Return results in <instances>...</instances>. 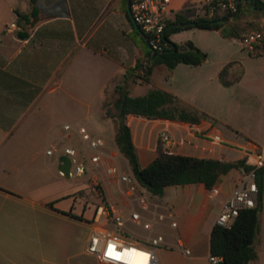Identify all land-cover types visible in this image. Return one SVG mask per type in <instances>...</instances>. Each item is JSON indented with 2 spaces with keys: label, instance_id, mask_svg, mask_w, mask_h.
Wrapping results in <instances>:
<instances>
[{
  "label": "crops",
  "instance_id": "crops-1",
  "mask_svg": "<svg viewBox=\"0 0 264 264\" xmlns=\"http://www.w3.org/2000/svg\"><path fill=\"white\" fill-rule=\"evenodd\" d=\"M169 1L170 21L178 15L190 20L199 17L196 0ZM119 2L75 0V14L72 0H58L51 10H44L39 0L41 21L28 39L18 37L21 27L16 12L20 10L12 7L14 21L4 22L0 29V264H104L88 253L89 240L96 228L104 227L113 234L116 227L99 216L97 209L83 205L90 178L93 183L94 178L87 176L68 185L58 169L63 149L75 144L67 143L71 131L64 130V126L69 124L52 130L41 123L46 119L44 111L41 121L31 116L33 106L47 89L56 91L64 85L69 70L84 66V62H96L104 74H94L99 69L92 67L91 74L76 82V86L86 89L84 93H90L83 100L86 124L71 126H83L92 136L104 140L106 163L109 157L116 159V151L123 157L115 142L113 122L105 118L102 107L110 82L125 75L144 52L133 40L135 26L130 14L127 16L117 6ZM30 9L29 3V10L20 12L29 13ZM12 24L17 28L10 29ZM171 40L183 45L191 37L179 32ZM130 59L132 63L127 65ZM225 66L210 68L208 62L199 67L181 64L174 70L167 68L162 83L154 80L156 68L146 88L141 83L130 87L132 95L145 89L135 97L153 89L170 92L183 105L211 117L191 125L128 116L143 168L157 158L159 139L165 131L175 141L170 149L174 154L226 161L248 158L252 165L257 156H264V68L254 73L245 68L241 82L228 88L219 80ZM236 89H242L240 98L228 99L226 91ZM248 96L258 104L257 116L252 127H235L221 112L228 110L231 114L236 110L242 114ZM218 122L227 132L217 126ZM79 151L87 159L92 156L85 144ZM124 174L134 176L129 163ZM243 178L239 170L232 171L212 191L202 184L169 187L163 197L147 190L144 202L137 200L140 192H131L113 178L119 185L120 203L115 205L109 197L107 200L115 216L125 220L121 234L127 242L149 246L154 238L164 237L157 250L160 264H211V237L217 218ZM132 212L139 213L140 219L132 220ZM173 222H177L176 228ZM180 241L191 252L189 255L182 251Z\"/></svg>",
  "mask_w": 264,
  "mask_h": 264
},
{
  "label": "trees",
  "instance_id": "trees-1",
  "mask_svg": "<svg viewBox=\"0 0 264 264\" xmlns=\"http://www.w3.org/2000/svg\"><path fill=\"white\" fill-rule=\"evenodd\" d=\"M129 0H120L121 3H128ZM73 12L76 14L75 0H72ZM134 0H131V4ZM30 12L22 13L17 11L18 23L21 30L18 37L26 40L30 32L41 21L39 0H29ZM124 12L129 16L127 10ZM243 16L251 17L247 27L240 25L239 21ZM260 18L264 20V3L259 0H252L251 3L244 2L240 6L239 13L209 20L204 17L187 19L178 15L175 21H169L164 33L165 47L162 52H154L151 45V38L148 35L140 34L134 29V35L141 39V45L134 39L137 47L146 45L144 57L126 70L125 75L113 79L105 92V100L102 110L105 118L111 119L115 129V142L120 153L127 159L130 168L142 187L151 194L163 197L169 187L187 186L202 184L207 190L212 191L221 181L223 176L235 170H243L249 174L256 170L257 183L260 190L258 204L253 209L242 210L230 228L216 225L211 237V254L221 257L220 264H251L259 260L257 244L262 232L261 215L264 210V168H257L248 162V158L236 161L220 159L198 158L189 155L171 153L162 138L159 139L158 156L146 168L141 166L139 156L131 129L127 124L128 116H136L148 120H169L191 125H198L205 119H211L209 115L197 109H191L182 104L181 100L170 92L153 89L145 96L135 97L131 94L130 87L134 84H150L155 69L158 66H166L174 70L177 66L184 64L199 67L209 60L208 54L203 52L193 42L184 44V51L172 49L171 37L181 31L193 27L221 32L225 38H244L253 31L264 34V26L255 21ZM194 22L191 27L173 26L176 23ZM254 28L247 32V28ZM177 45V44H176ZM177 47H180L177 45ZM158 54L156 58L154 55ZM251 57H264V46L258 47L256 51H250ZM245 74V67L241 62L229 63L223 68L219 80L224 87H232L241 82ZM104 199H106L104 197ZM53 207V203L49 204Z\"/></svg>",
  "mask_w": 264,
  "mask_h": 264
},
{
  "label": "built area",
  "instance_id": "built-area-1",
  "mask_svg": "<svg viewBox=\"0 0 264 264\" xmlns=\"http://www.w3.org/2000/svg\"><path fill=\"white\" fill-rule=\"evenodd\" d=\"M259 1L264 3V0ZM244 2L251 3L252 0H196L194 5L199 12V17L215 20L239 13L240 6ZM131 9L143 34L151 38L153 51L162 52L165 47L163 40L164 33L171 16L170 1L134 0L131 4ZM16 28L15 24H12L10 27V29ZM240 44L251 52L256 51L258 47L264 46V34L259 31H253L244 38H241ZM72 129L78 132L83 144L92 152V156L88 160L76 148L72 146L65 147L61 155L68 156L71 159L70 178L79 179L92 176L94 183H97L102 163L105 161V155L102 151V148L105 146L104 140L92 136L83 126L77 129L71 125L64 126V130L68 132ZM160 138L165 142L169 151L175 146V141L167 131L163 132ZM216 141H220V139L216 138ZM48 154L52 155L53 152L49 151ZM257 158L258 162L255 166L257 168H264V156H257ZM239 171L243 173L244 178L221 210L216 225L230 228L242 210L253 209L258 204L260 190L256 180V170L249 174H245L243 170ZM107 174L120 182L128 183L131 192H140V194H136L138 195V201L144 202L146 200L148 195L147 189L140 185L135 176L124 174L119 166H109ZM97 213L99 216H104L107 221L113 223L116 227V232L111 234L104 227L96 228L89 240L87 248L89 254L96 256L104 264H160L157 250L165 241L162 235L154 238L149 246L127 242L121 234L125 225L123 218L115 216L112 208L108 205L100 206L97 209ZM170 218L173 219V216L170 215ZM131 219L134 221L139 220L140 214L132 212ZM171 225L173 228H176L177 222H173ZM179 245L185 254L189 255L191 253L184 248L181 241ZM222 261L221 257L210 256L211 264H220Z\"/></svg>",
  "mask_w": 264,
  "mask_h": 264
},
{
  "label": "rangeland",
  "instance_id": "rangeland-1",
  "mask_svg": "<svg viewBox=\"0 0 264 264\" xmlns=\"http://www.w3.org/2000/svg\"><path fill=\"white\" fill-rule=\"evenodd\" d=\"M58 0H42V8L44 10L53 9V5ZM103 4L106 0H100ZM20 10V11H28L29 10V1L28 0H0V29L4 26V22L11 24L14 21L15 14L10 10V8ZM120 8L122 10H127L129 12L128 3H121ZM253 18L243 16L239 23L243 27H247L249 22H251ZM256 22L261 23L264 26V20L258 18L255 19ZM191 30V31H189ZM254 30V28H247V32ZM181 32H187V34L191 37V42H193L197 47H199L203 52L208 54V66L210 68H217L220 65L226 64V66L231 62H241L246 69H248L251 73L258 72L264 68V57L254 58L251 57L250 51L243 47L240 44L239 37H231L225 38L221 32L218 31H210L199 29L193 27L191 29H187ZM132 38L141 45V39L136 37L134 34ZM180 47L182 44H178ZM142 50H146V45H142ZM87 61V60H86ZM132 60L130 59L127 65H130ZM92 67L96 70L97 67L99 72L94 74H104V69L102 66H99L96 62L92 61L84 62V66H79L78 68H74L69 70L68 73L64 75V85L57 88L56 91L51 88L47 89L43 96L40 98L38 104L33 106L31 118H36L38 121H41L42 113L44 111L46 115V119L41 121L42 124L52 128V130H56L63 126L64 124L75 125L78 122L86 124L84 120L83 110L84 103L83 100L86 96H89L90 93L86 92L85 88L81 86H76V82L88 76V73H92ZM166 66H158L156 69L157 75L155 76V81H159L162 83L161 77L164 72H168ZM87 75V76H86ZM159 78V80H158ZM148 84H145L144 88H146ZM142 89L141 92H134L133 95H141L144 93L145 89ZM240 91H230L227 90L228 99L232 100L233 98H240ZM84 91V92H83ZM258 105V104H257ZM255 105L253 98L248 96V99L244 102L245 111L242 114H238L236 110H232L231 114H229L228 110L222 111L221 116L224 119H229L232 125L235 127L243 128V127H252V121L255 116H257L258 106ZM234 108H236L234 106ZM50 112V113H49ZM36 115V116H35ZM217 126L223 130V132H227L226 128L223 127V124L218 122ZM68 144H74V147L77 150L82 149V141L78 137L75 129L71 130V136L67 141ZM116 153V159H110L107 163L104 161L102 163L101 174L98 176V182L93 183L90 178V187L88 189L87 198L84 199L83 205L84 207H92L93 209H98L100 206L108 205L107 198L112 201L115 205L120 203L119 193V185L117 182L112 181L113 178L107 174V168L109 166H119L123 173L128 172V161L124 157H120V155ZM90 160V157L88 158ZM254 162H258V158L254 159ZM82 178H66L64 180L68 183V185L74 184V182L80 181ZM106 181V182H105ZM124 187L128 186V183L122 182ZM106 188V189H105ZM105 190L110 194H106ZM86 195V192H84ZM108 195V196H107ZM104 197L106 199H104ZM262 219V232L260 237L262 238L261 243L257 244V250L260 254V258L257 262L251 264H264V210L261 215ZM103 222V221H102Z\"/></svg>",
  "mask_w": 264,
  "mask_h": 264
},
{
  "label": "water",
  "instance_id": "water-1",
  "mask_svg": "<svg viewBox=\"0 0 264 264\" xmlns=\"http://www.w3.org/2000/svg\"><path fill=\"white\" fill-rule=\"evenodd\" d=\"M128 7H129V14H130V17H131V19L133 21V24L135 26L136 31L143 35V31H142L141 27L138 25V23L136 22V20H135V18L133 16L132 9H131V0L128 1ZM194 24H195L194 22H185V23H176L173 26H177V27H191V26H194ZM171 46H172L173 51H177V50L184 51L185 50L184 46L177 47V45L175 43H173ZM157 56H158V54H155L154 58H156ZM71 165H72V162H71V159L68 156H62L59 159L58 169L68 179L70 178Z\"/></svg>",
  "mask_w": 264,
  "mask_h": 264
}]
</instances>
